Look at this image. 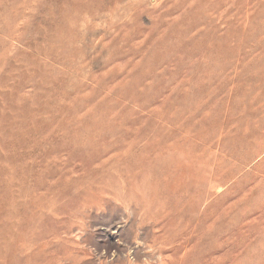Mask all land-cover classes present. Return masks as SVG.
Masks as SVG:
<instances>
[{"label": "rangeland", "instance_id": "obj_1", "mask_svg": "<svg viewBox=\"0 0 264 264\" xmlns=\"http://www.w3.org/2000/svg\"><path fill=\"white\" fill-rule=\"evenodd\" d=\"M0 264H264V0H0Z\"/></svg>", "mask_w": 264, "mask_h": 264}]
</instances>
